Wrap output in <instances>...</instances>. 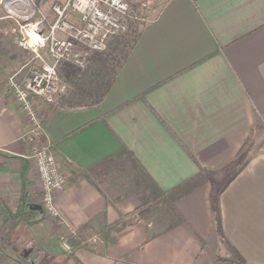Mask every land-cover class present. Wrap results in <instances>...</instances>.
I'll return each instance as SVG.
<instances>
[{"label": "crops", "instance_id": "crops-1", "mask_svg": "<svg viewBox=\"0 0 264 264\" xmlns=\"http://www.w3.org/2000/svg\"><path fill=\"white\" fill-rule=\"evenodd\" d=\"M101 96L79 107L33 100L66 176L51 218L27 213L38 203L28 120L0 78V264H74L63 242L78 226L136 208L140 196L93 176L122 146L163 191L209 174L174 201L173 227L147 204L112 243L87 230V247L74 250L81 264H219L213 190L226 238L247 264H264V0H163Z\"/></svg>", "mask_w": 264, "mask_h": 264}, {"label": "built area", "instance_id": "built-area-1", "mask_svg": "<svg viewBox=\"0 0 264 264\" xmlns=\"http://www.w3.org/2000/svg\"><path fill=\"white\" fill-rule=\"evenodd\" d=\"M36 2L0 0V18L13 21L17 44L30 50L37 60L23 80L10 76L7 85L27 116L23 138L30 144L28 158L36 167L38 204L46 216L58 218L54 197L66 176L49 144L41 140L43 126L33 100L53 102L62 90L58 73L62 61L80 63L82 51L104 50L109 38L125 32L131 22L146 21L151 7L144 1L61 0L51 4V19H47L39 17ZM66 241L63 245L70 250Z\"/></svg>", "mask_w": 264, "mask_h": 264}, {"label": "rangeland", "instance_id": "rangeland-1", "mask_svg": "<svg viewBox=\"0 0 264 264\" xmlns=\"http://www.w3.org/2000/svg\"><path fill=\"white\" fill-rule=\"evenodd\" d=\"M57 1L61 0H37L36 7L39 17L44 16L47 19H51L50 6L53 2ZM140 1L149 4L151 9L147 13L146 21H134L130 23L137 24L138 28H141L142 24L154 18L163 4V0L155 2L150 0ZM129 26L125 32L109 38L104 50L82 51L83 58L80 63L62 61L58 66L59 85L62 87V90L56 95L53 102L46 103H50V105L60 104L67 107H79L98 99L106 89L110 79L114 76L123 56L133 41V34L130 33ZM14 28L15 24L12 20H0V78L5 83L8 82L10 76H14L17 80L21 81L37 65V60L34 58L32 52L22 48L17 42L12 40ZM13 33H15L16 37V32L13 31ZM8 90H10L9 86ZM10 93L12 94L11 90ZM255 132L257 133V131ZM262 134L263 132L260 131V136ZM102 164H104L101 166L102 171H99V173L94 171L93 175L101 186L109 184L108 190L112 189V191L115 190L119 193L124 192L135 196H151L157 200H162L157 193L149 191V181L127 156L118 155ZM219 183V185L222 184L221 182ZM132 218L130 216L127 220H131ZM90 232L95 233L92 230ZM218 263L228 264L222 261Z\"/></svg>", "mask_w": 264, "mask_h": 264}, {"label": "trees", "instance_id": "trees-1", "mask_svg": "<svg viewBox=\"0 0 264 264\" xmlns=\"http://www.w3.org/2000/svg\"><path fill=\"white\" fill-rule=\"evenodd\" d=\"M130 33L133 34V41L129 47V49L126 51L125 55L122 58L121 63L126 59L128 53L130 52V49L133 47L134 43L136 42L138 35L140 33V28H138L137 24H134L130 27ZM112 83V79L108 82L106 89L103 91V95L108 91L110 85ZM102 98V96H101ZM100 98V99H101ZM118 155L127 156V158L131 161H133L134 164L138 167L139 171L146 177V179L149 181V191H153L159 195V197L162 200H157L154 197L151 196H140V204L134 208L131 212L122 215L116 222L112 224H104L101 227L95 228L90 223H86L83 225L78 226L72 233L67 237V243L70 245L71 249L69 251L68 258L72 259L74 264H81L77 258L74 256V250L79 246H85V237L87 230L94 231L100 239L104 242L105 245L108 243H112L115 241V233L126 227L129 223L128 217L138 212L142 207L146 206L147 204L153 203L159 207H162L165 209V212L170 216V225L169 227L175 226L179 220L182 219L181 215L179 214L178 210L176 209L174 205V201L184 195L185 193L191 191L195 187L199 186L203 182H205L206 176L209 174L208 170L201 168L199 172H197L195 175L185 179L184 181L180 182L179 184L175 185L174 187L163 191L159 189L153 180L147 175L145 170L139 165L137 162L134 154L128 150L125 146H122L118 152H116L114 155L107 158L105 161L116 157ZM105 161H102L105 162ZM100 163L99 165H101ZM80 174L84 177H87L86 170H81ZM33 204V203H32ZM30 204V205H32ZM211 207L214 215L215 220V229L217 234V239L219 244L224 249L223 253L217 258L218 261H222L224 263L228 264H247L246 260L241 257L239 252L236 250V248L229 242V240L226 238L222 231L221 227V221H220V215L218 211L217 206V192L212 191L211 192ZM38 210L29 208L27 210V213L37 212ZM42 213H44L43 210H41ZM39 218L28 220L27 224H32L35 221H37Z\"/></svg>", "mask_w": 264, "mask_h": 264}, {"label": "water", "instance_id": "water-1", "mask_svg": "<svg viewBox=\"0 0 264 264\" xmlns=\"http://www.w3.org/2000/svg\"><path fill=\"white\" fill-rule=\"evenodd\" d=\"M30 208L35 209V210H42L41 205L38 204V203H33V204L30 206Z\"/></svg>", "mask_w": 264, "mask_h": 264}]
</instances>
